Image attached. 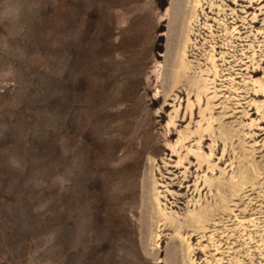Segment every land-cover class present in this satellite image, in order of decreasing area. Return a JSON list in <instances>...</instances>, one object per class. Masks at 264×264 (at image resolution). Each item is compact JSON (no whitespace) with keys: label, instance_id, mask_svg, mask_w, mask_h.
<instances>
[{"label":"rangeland","instance_id":"1","mask_svg":"<svg viewBox=\"0 0 264 264\" xmlns=\"http://www.w3.org/2000/svg\"><path fill=\"white\" fill-rule=\"evenodd\" d=\"M0 264H264V0H0Z\"/></svg>","mask_w":264,"mask_h":264},{"label":"bare ground","instance_id":"2","mask_svg":"<svg viewBox=\"0 0 264 264\" xmlns=\"http://www.w3.org/2000/svg\"><path fill=\"white\" fill-rule=\"evenodd\" d=\"M184 12V11H183ZM183 28V27H182ZM178 31V30H177ZM183 36V35H182ZM178 41V40H177ZM179 63H182V62H179ZM175 65H177V66H179L180 67V65L179 64H177V63H175ZM181 68H182V66H181ZM184 68V67H183ZM145 213V212H144ZM171 230V228H167L166 229V231H170Z\"/></svg>","mask_w":264,"mask_h":264}]
</instances>
